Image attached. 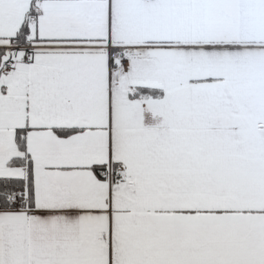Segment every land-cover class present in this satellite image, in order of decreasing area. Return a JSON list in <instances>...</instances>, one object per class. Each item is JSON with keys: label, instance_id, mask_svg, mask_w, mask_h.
Listing matches in <instances>:
<instances>
[{"label": "snow or ice", "instance_id": "1", "mask_svg": "<svg viewBox=\"0 0 264 264\" xmlns=\"http://www.w3.org/2000/svg\"><path fill=\"white\" fill-rule=\"evenodd\" d=\"M0 264H264V0H0Z\"/></svg>", "mask_w": 264, "mask_h": 264}]
</instances>
